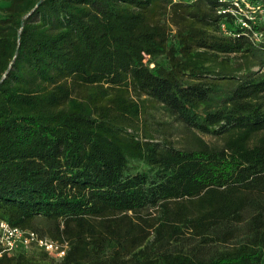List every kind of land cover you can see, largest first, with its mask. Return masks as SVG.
<instances>
[{
	"label": "trees",
	"instance_id": "obj_1",
	"mask_svg": "<svg viewBox=\"0 0 264 264\" xmlns=\"http://www.w3.org/2000/svg\"><path fill=\"white\" fill-rule=\"evenodd\" d=\"M1 1L0 220L69 250L0 264H264V15ZM159 111L218 144L177 148Z\"/></svg>",
	"mask_w": 264,
	"mask_h": 264
},
{
	"label": "built area",
	"instance_id": "obj_2",
	"mask_svg": "<svg viewBox=\"0 0 264 264\" xmlns=\"http://www.w3.org/2000/svg\"><path fill=\"white\" fill-rule=\"evenodd\" d=\"M228 3V7L219 14H229L235 23L242 28L252 30L259 16L264 15V9L260 4H253L249 0H221ZM225 32V25H222ZM257 40H261L263 35L255 34ZM262 41V40H261ZM41 250L56 261L62 260L69 250V242L65 239L52 240L42 237L35 231L25 230L10 225L8 222L0 220V257L3 255L13 256L19 252H29Z\"/></svg>",
	"mask_w": 264,
	"mask_h": 264
},
{
	"label": "rangeland",
	"instance_id": "obj_3",
	"mask_svg": "<svg viewBox=\"0 0 264 264\" xmlns=\"http://www.w3.org/2000/svg\"><path fill=\"white\" fill-rule=\"evenodd\" d=\"M1 2L2 1L0 0V3ZM242 61L243 60H241V62ZM255 71H258V68H256ZM169 121H170V119H168V117H166V115H164L162 113V111L157 112L155 115V123H154V126L152 127V131L155 133H158V132L162 133L164 131H168V132H166L167 135L170 137L171 141H173V144L177 148L191 147V146L195 147L197 145L196 136L200 137L204 142H206L207 144H210V145H216L219 142L218 139H216L215 137H212L209 135H204L201 133H197L195 135V134H193V132L187 131L186 129L182 128V126H179V125H173L171 127L164 125L165 123H167ZM166 129H168V130H166ZM142 134L143 133H141V135ZM153 215H156V214L153 212ZM34 251L35 250L29 251V252H24V253L25 254H31Z\"/></svg>",
	"mask_w": 264,
	"mask_h": 264
}]
</instances>
